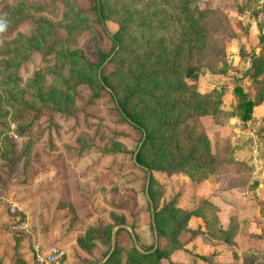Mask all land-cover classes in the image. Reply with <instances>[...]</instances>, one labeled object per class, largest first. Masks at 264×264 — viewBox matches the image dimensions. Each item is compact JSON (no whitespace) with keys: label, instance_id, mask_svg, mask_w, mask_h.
Wrapping results in <instances>:
<instances>
[{"label":"rangeland","instance_id":"rangeland-1","mask_svg":"<svg viewBox=\"0 0 264 264\" xmlns=\"http://www.w3.org/2000/svg\"><path fill=\"white\" fill-rule=\"evenodd\" d=\"M98 2L106 30L94 0H0V264H34L35 244L97 264L118 224L153 246L147 173L133 162L142 133L98 79L115 33L106 75L122 99L141 83L129 109L150 134L141 153L161 238L143 257L120 229L107 264H201L217 243L232 264H264V113L244 125L233 95L241 84L264 101V43L248 26L264 31V0ZM254 44L250 66L232 67V51Z\"/></svg>","mask_w":264,"mask_h":264},{"label":"trees","instance_id":"trees-1","mask_svg":"<svg viewBox=\"0 0 264 264\" xmlns=\"http://www.w3.org/2000/svg\"><path fill=\"white\" fill-rule=\"evenodd\" d=\"M190 1H192V0H190ZM93 11L95 12L97 21L101 25L102 29L106 30L105 21H106L108 15H107V12H106L104 6L100 2H98V0H94ZM204 13H205L204 11L195 8L194 10L189 11V13H187V14H190V16L193 20H197L200 17H202L200 14H204ZM110 35H111L112 43H113V46L115 49H114V52L112 54L100 55L101 61L98 64L99 68H101L100 76L98 78L99 82H100V86H101L100 89L103 91H107L106 89H111L112 91L109 93V95H110V97H111V99L115 105L116 110L121 115V118L123 120H125L127 123H129L130 125H132L133 127H135L136 129L140 130V132L142 133V137H143V133H145V141H144V144L142 145V147H141V149H140V151L136 157V163L135 164H136V166L139 165L140 167H142L146 171V173H147V171H149L151 173V178H152L151 167H150L149 163L144 159V157L141 153V150H142L143 146L145 145L147 139L150 137V134L147 130V126L135 114H133V112L129 109V97L131 94L132 95L136 94L140 90L141 83L138 82V84H136V88L133 90V92L128 94V96L124 99L119 98L117 96V94L115 93L114 87L112 86V84L109 81V78L106 75V70H107V64L109 62H111L112 57H114L116 55V53L119 51L120 44L122 43V39L118 33L110 34ZM259 38H260V42L264 43L263 32H261V35L259 36ZM262 46H263V44H262ZM261 56H262V54L260 53L259 57H261ZM248 77H249V79H252L254 83L256 82L255 77H253L251 75H249ZM141 78H143V77H140L139 79H141ZM233 95H234L235 102H236V109L240 115V119L242 120L244 125H246V123L249 122L253 118L254 107L259 104L258 97L257 98L256 97L251 98L249 93L247 92V90H244V88L241 84H238V85L233 87ZM150 183H151V180H150ZM149 197L153 202L154 210H155L154 197H153V193L151 191V186H149ZM154 216H155V224H156V228H157L158 237L161 238V233H160V230L158 227L157 212L156 211H155ZM136 239L138 241L137 236H136ZM131 241H132V244H133L135 251L143 257H149V256H152L154 254H158V252H159V248H157L153 253H150V254L141 253L136 249L132 238H131ZM138 244L142 249H144L140 245L139 241H138ZM153 246H154V243H153ZM153 246L151 247V249L153 248ZM116 250H117V243H116L115 252H116ZM144 250H146V249H144ZM115 252H114V254H115ZM113 255H112V257H113ZM111 258H110V260H111Z\"/></svg>","mask_w":264,"mask_h":264},{"label":"crops","instance_id":"crops-1","mask_svg":"<svg viewBox=\"0 0 264 264\" xmlns=\"http://www.w3.org/2000/svg\"><path fill=\"white\" fill-rule=\"evenodd\" d=\"M248 26L250 28V36L253 40L258 41L259 43V36L261 35V32L258 28L257 23L255 22V19H248ZM264 34V31H263ZM256 44H254V54L250 53L251 51L247 50L248 48L246 46H241V51L238 49L237 51L233 50L232 54L230 56V63L231 66L234 68H237L239 70H243L244 68H247L250 66L251 64V57L249 56L250 54H252V57H254V55H258L259 53V48H255ZM253 48V47H252ZM245 54V56H244ZM247 60V61H246ZM252 82V79L250 80ZM259 113H264V101L260 104V105H256L254 107V115L258 116ZM234 245L235 247L238 245L237 241L235 242L234 240ZM217 244H208V249H210L211 251H213V249L219 247V253L220 255H217L214 257V260H210L209 261L206 260V262H202L201 264H223L225 262V264H232V262L235 260L234 259V254H232V252H228L227 248L229 247L226 243L224 245H218ZM227 247V248H226ZM238 249V247L236 248ZM239 251V250H238ZM238 254L237 253V258H238ZM224 256V262H221L222 257ZM238 260V259H237ZM239 261V260H238ZM190 262V261H188ZM190 264V263H188Z\"/></svg>","mask_w":264,"mask_h":264},{"label":"water","instance_id":"water-1","mask_svg":"<svg viewBox=\"0 0 264 264\" xmlns=\"http://www.w3.org/2000/svg\"><path fill=\"white\" fill-rule=\"evenodd\" d=\"M144 141H145V133H143L142 140L139 143L136 151L134 152V155H133V162L134 163H136V157H137V155H138V153H139L142 145L144 144ZM137 166L139 168H142L139 165H137ZM150 180H151V173L149 171H147V180H146V185H145V194H146V197L148 199L149 206H150L151 223H152V229H153V235H154V246H153V248L150 249V250H144V249H142L139 246V244H138V241L136 239V235H135V232L133 231V229L130 226H128V225L118 224V225L114 226L113 229H112L111 247H110L109 252L104 256V258L102 260L98 261L97 264H106L110 260V258L112 257V255L114 254L115 249H116V243H117L116 242L117 231L120 230V229H124V230H127L128 231V233L130 234V237L133 240V243H134L136 249L139 252L144 253V254H150V253H153L158 248L159 237H158L157 228H156V224H155V216H154L155 215V210H154L153 202H152V200L149 197Z\"/></svg>","mask_w":264,"mask_h":264},{"label":"built area","instance_id":"built-area-1","mask_svg":"<svg viewBox=\"0 0 264 264\" xmlns=\"http://www.w3.org/2000/svg\"><path fill=\"white\" fill-rule=\"evenodd\" d=\"M15 214V210H11ZM29 224L26 220H19L13 227L15 230H27ZM33 262L34 264H68L69 253L60 245H33Z\"/></svg>","mask_w":264,"mask_h":264}]
</instances>
